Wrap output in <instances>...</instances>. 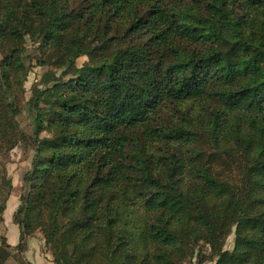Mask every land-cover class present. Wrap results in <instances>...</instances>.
<instances>
[{
	"label": "trees",
	"instance_id": "obj_1",
	"mask_svg": "<svg viewBox=\"0 0 264 264\" xmlns=\"http://www.w3.org/2000/svg\"><path fill=\"white\" fill-rule=\"evenodd\" d=\"M0 55V152L49 74L0 264H264V0H0Z\"/></svg>",
	"mask_w": 264,
	"mask_h": 264
},
{
	"label": "rangeland",
	"instance_id": "obj_2",
	"mask_svg": "<svg viewBox=\"0 0 264 264\" xmlns=\"http://www.w3.org/2000/svg\"><path fill=\"white\" fill-rule=\"evenodd\" d=\"M1 58V55H0ZM85 61L84 58L80 59L78 64H81ZM48 68L36 67L31 70L28 74L27 80L24 84V92L19 94L17 97V104L19 107V114L16 117L17 123L19 124L22 132L24 133V141L19 142L15 148L10 151L0 152V165L4 164L8 176L10 177L13 185L12 193L9 197V200L6 204V208L2 213L3 224H4V234L8 238L9 242L18 236V229L15 225L12 224V214L16 210L19 204V196L22 193L23 185V175L28 171L30 166V161L33 154V139H34V122L33 117L29 111V103L32 97L37 95L41 90L44 80L48 77ZM50 72L52 71L49 70ZM45 133H41L40 137H43ZM33 234H39L42 237V234L39 231H36ZM32 234V235H33ZM31 235V236H32ZM29 236L26 240V249L28 247ZM43 239V237H42ZM233 233L226 239L224 248L229 250L233 244ZM44 242V239H43ZM44 243H43V251ZM209 251L208 249H206ZM26 252V251H25ZM46 255L51 256L49 251H44ZM52 258V256H51ZM7 264H17L14 259L7 261ZM195 264V263H193ZM204 264H211V262H205Z\"/></svg>",
	"mask_w": 264,
	"mask_h": 264
},
{
	"label": "crops",
	"instance_id": "obj_3",
	"mask_svg": "<svg viewBox=\"0 0 264 264\" xmlns=\"http://www.w3.org/2000/svg\"><path fill=\"white\" fill-rule=\"evenodd\" d=\"M6 241L8 245H10L11 247H15L19 241V230L17 237L15 235V238L12 239L10 242L6 237ZM43 243V239L39 234H33L30 237V239L28 240V247L26 249V252L24 253V259L29 264H53L51 256L49 257L48 255L44 254L45 252L43 251Z\"/></svg>",
	"mask_w": 264,
	"mask_h": 264
}]
</instances>
